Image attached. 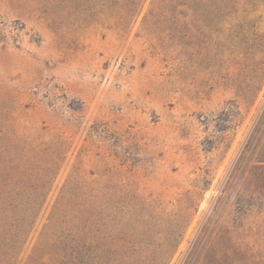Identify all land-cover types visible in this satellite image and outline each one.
Listing matches in <instances>:
<instances>
[{"label": "rangeland", "instance_id": "1", "mask_svg": "<svg viewBox=\"0 0 264 264\" xmlns=\"http://www.w3.org/2000/svg\"><path fill=\"white\" fill-rule=\"evenodd\" d=\"M177 2L0 0V138L68 147L23 261L69 176L113 167L162 221L137 260L190 221L170 264H264V6Z\"/></svg>", "mask_w": 264, "mask_h": 264}, {"label": "trees", "instance_id": "2", "mask_svg": "<svg viewBox=\"0 0 264 264\" xmlns=\"http://www.w3.org/2000/svg\"><path fill=\"white\" fill-rule=\"evenodd\" d=\"M180 1L178 6L193 9V23L198 14L205 24L249 25L246 17L264 6L263 0ZM232 16L233 21L224 19ZM241 17L243 20H237ZM5 130L0 127V134ZM67 149V141L58 133L33 141L0 138V264H170L190 221L173 232L150 260H137L133 255L145 253L143 249L162 221L152 217V206L139 193L112 186L118 180L113 167L96 179L79 173L69 176L30 254L21 259L37 230ZM120 196H133L139 203L128 204Z\"/></svg>", "mask_w": 264, "mask_h": 264}]
</instances>
